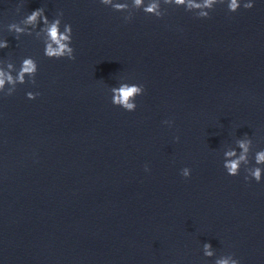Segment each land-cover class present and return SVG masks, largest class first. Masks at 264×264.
<instances>
[{
    "label": "clouds",
    "instance_id": "obj_1",
    "mask_svg": "<svg viewBox=\"0 0 264 264\" xmlns=\"http://www.w3.org/2000/svg\"><path fill=\"white\" fill-rule=\"evenodd\" d=\"M166 3H174L177 7H183L185 11L191 12L195 10V17L198 19L210 18V11L214 8V5L218 0H165ZM224 2V0H220ZM100 3L105 6H110L114 11L120 12L125 10L128 5L126 2H119V0H100ZM135 7L140 8L144 13L150 14L156 18H161V12L159 10V3L157 0H149L145 4V0H133ZM22 6V5H21ZM17 7V11L20 7ZM241 6L244 9L253 8L254 4L252 0H227V9L231 13H236ZM63 12L60 11L56 14V17L49 20L45 15V9L43 7L37 8L27 14L22 21L13 22L8 25V31L14 33L15 38L19 39L21 35L33 34V30L36 31V37L39 38L41 32L44 33L43 54L48 59L60 60L67 58L68 60H75V49L72 47L73 30L70 24H64L63 30H61ZM125 22H128L127 20ZM42 24V27H39ZM24 25V26H21ZM39 27V31L37 28ZM9 47L7 39L0 41V49ZM38 63L32 57H25L21 60L19 67H17L11 60L7 63L0 61V94L5 97L12 96L18 85H24L30 83L36 84V75L38 73ZM112 98L111 102L114 106L123 108L125 111H135L137 104L135 98L141 96L144 93L143 85L122 83L118 87L111 89ZM40 95L39 92H27L26 97L29 100H35ZM251 139H240L237 141L238 148L241 150V154L238 158L226 159L223 161V168L229 176H238L241 170V163L247 161V153L249 152ZM225 157H236V151L225 152ZM255 167L247 172L245 180L249 177L260 183L264 178V149L258 150L254 154ZM147 171V167L145 168ZM191 170L187 167L181 170V175L184 178L190 177ZM205 254L211 256V245L205 244ZM217 264H240L239 260L232 258H223L217 261Z\"/></svg>",
    "mask_w": 264,
    "mask_h": 264
}]
</instances>
